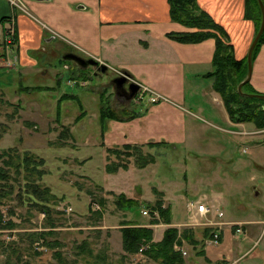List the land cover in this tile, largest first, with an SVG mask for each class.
Returning <instances> with one entry per match:
<instances>
[{
    "label": "rangeland",
    "instance_id": "rangeland-1",
    "mask_svg": "<svg viewBox=\"0 0 264 264\" xmlns=\"http://www.w3.org/2000/svg\"><path fill=\"white\" fill-rule=\"evenodd\" d=\"M13 19L14 25L10 23L11 18L0 24V61H4L0 69V153L13 152L15 163L20 164L18 170L17 166L5 162L8 156H0V166L7 164L10 177L6 185L0 179V188L9 190L0 202V264H163L145 252L147 241L139 243L138 252L124 249V223L151 228L155 242L163 239L167 229L177 228L182 243L175 246H182L188 252L187 257L183 256L185 264L206 262L205 246L212 245L214 227L191 223V211H196L197 203H202L198 199L208 193L205 186H191L199 171L208 174V179H215L214 182L220 181L218 174L226 175L223 167L236 171L228 174L238 186V193L224 190L231 196L223 197L226 218L240 205L264 208V133L249 130L264 128L256 127L253 121L243 122L245 127L241 130L246 133V141L234 143L232 151L230 144L235 135L222 132L228 135L230 144L224 142L226 149L218 151L234 159L222 164L220 161V165L208 158L198 169V161L190 157L189 148L166 142L131 143L137 145L132 155L118 157L108 152V148L117 147L121 151L125 144L106 143L103 136L108 131L100 117L101 103L108 119L113 118L112 112L117 114L115 119L120 117L126 121L134 117L135 112L131 113L134 106L125 107L110 86L117 70L108 66L102 72L95 65L82 66L61 56L51 63L49 59H42L39 52L36 62L21 60ZM6 37L14 42L5 46ZM244 60L248 70L247 58ZM48 64H53L52 71ZM243 90L250 92L247 86ZM153 98L151 101L155 102ZM241 100L245 101L244 97ZM235 107L241 106L235 103ZM249 107L262 109L264 105L254 102ZM202 122L208 123L206 119ZM219 124L227 127L222 121ZM27 154L36 161L44 159L38 166L45 171L41 177L23 167L22 159ZM122 162H127L128 168L120 166L114 173L107 171L108 163ZM28 182L49 188L54 196L38 197ZM252 185L257 186L258 194ZM121 194L137 200L138 204L118 206ZM161 198L166 213L161 216L158 209L159 216L145 215V209H152ZM183 230H192L196 242L183 237ZM222 242L221 235L220 244L214 245L216 253L224 250ZM222 255L226 257L224 252Z\"/></svg>",
    "mask_w": 264,
    "mask_h": 264
},
{
    "label": "crops",
    "instance_id": "crops-1",
    "mask_svg": "<svg viewBox=\"0 0 264 264\" xmlns=\"http://www.w3.org/2000/svg\"><path fill=\"white\" fill-rule=\"evenodd\" d=\"M21 2L25 10L12 7L9 0H0V24L16 12L15 42L21 60L36 62L35 56L39 52L42 59L52 63L60 56L67 59L68 53H77L106 63L117 70L116 74L128 73L131 81L140 84L137 96L142 91V99L133 98L123 104L129 109L134 106L131 111L135 112L134 117L126 121L120 117L106 119L105 131L108 133L103 136L106 143L183 145L192 153L190 157L198 161V169L208 158H213L218 165L220 161L221 164L233 161L232 156H226L225 151L220 155L218 150L226 149L224 142L230 144L229 134L235 135L231 140V151L235 149L234 143L246 141V133L241 130L245 123L232 122L222 96L215 88L216 75L212 73L216 71L213 64L216 39L181 41L177 34L196 28L172 19L169 0ZM198 4L227 30L236 59H246L258 31L257 17L262 19L261 8L259 16L255 2L251 3L255 12L247 13L248 0H198ZM3 63L0 61V69ZM48 66L52 71L53 64ZM246 86L254 93H264V42L253 53L252 78ZM156 94L160 98L152 102L151 97ZM102 108L101 103L100 110ZM204 119L208 121L206 125L202 122ZM219 121L227 127H221ZM234 126L239 128L235 130ZM222 132L228 134L227 137ZM223 168L226 175L218 174L220 181L214 182L215 179H208V174L199 171L191 186H205L208 193L198 200L220 206L224 211L223 197H231L224 190L232 189L238 193L239 188L228 174L236 171L229 170V166ZM214 171L217 172L216 168ZM185 178L189 183L187 174ZM253 190L256 193L257 186H253ZM214 215L215 221L224 222L221 246H224L222 252L226 257L221 251L216 253L213 244L207 243L204 256L210 264H264V208L240 205L228 218L226 211L222 217ZM233 225H241L243 231L234 233Z\"/></svg>",
    "mask_w": 264,
    "mask_h": 264
},
{
    "label": "trees",
    "instance_id": "trees-1",
    "mask_svg": "<svg viewBox=\"0 0 264 264\" xmlns=\"http://www.w3.org/2000/svg\"><path fill=\"white\" fill-rule=\"evenodd\" d=\"M255 2L258 8L259 16L261 15L258 0H248V14L250 12H255L254 5L251 3ZM170 3V15L172 19L183 23L186 26L196 28L194 31H187L181 34H177V37L184 42H200L208 37H214L216 39V51L214 54L213 64L216 67V71L212 73L216 75L215 88L222 96V99L228 109L230 118L233 123H243L253 121L259 128H264V108L256 109L249 107L254 102H263L264 99L256 97H249L241 95L238 91L237 86L242 81V78L247 74L246 61L236 59L234 55V47L231 43L230 35L223 25L219 24L210 13L203 10L198 4V0H169ZM250 3V4H249ZM6 20V18H4ZM259 25L261 23V16L257 17ZM264 42V33L257 44L256 49ZM247 85V84H246ZM244 86V88L246 87ZM250 93H254L250 91ZM244 97V100L241 98ZM248 100V101H247ZM238 103L241 107L240 109L234 108V104ZM105 108L101 109V119L106 121L108 118V113ZM111 117H117L115 112L111 113ZM80 118V117H79ZM152 144L154 142H151ZM155 144H159L158 142ZM137 145L131 143L124 145V150L121 148H108V152L115 153L118 157L120 156H131L133 148ZM16 150V149H15ZM124 154V155H121ZM0 156H8V160H5L8 165H15L18 167L19 164L14 161V154L9 153L8 150H4L0 153ZM140 156H143L141 154ZM23 167L29 168L28 173L36 172L38 176L45 174L44 169H39L38 166L44 163V159H36L32 155H24ZM145 165V164H144ZM122 166L128 168V163H111L107 164L108 172H116L118 168ZM0 179L8 184L9 182V172L7 170V164L0 166ZM30 183V182H28ZM31 184V185H30ZM29 186L32 188V192H35L38 197H42L44 194H48L50 197L54 194H50L49 188H40L37 183H30ZM36 184V185H35ZM9 190L5 188H0V202L1 199L8 195ZM118 206L124 208L131 207L132 205L138 204V201L127 197L125 194L119 195ZM1 205V203H0ZM152 209H159L161 216H163L167 209L163 205V199H158L153 205ZM1 212V211H0ZM47 213V210H44ZM101 215V213H99ZM1 216V213H0ZM125 226L122 227L123 238H124V249L127 252H138L140 247L138 246L141 241H147L148 249L145 251L148 255H152L158 261L163 264H185V259L181 250L175 248V243H182L180 237H178L177 228H169L166 230L164 237L161 241L155 242L152 240L153 230L148 227L134 225V223H124ZM183 237L187 238L191 243H195V239L192 236V230H183ZM48 244L57 245L55 242H48Z\"/></svg>",
    "mask_w": 264,
    "mask_h": 264
},
{
    "label": "built area",
    "instance_id": "built-area-1",
    "mask_svg": "<svg viewBox=\"0 0 264 264\" xmlns=\"http://www.w3.org/2000/svg\"><path fill=\"white\" fill-rule=\"evenodd\" d=\"M9 2L11 3L12 7L20 9V10H25V6L22 4L21 0H9ZM10 18H11L10 23H12V25H14V19L13 18H16L15 14L13 13L12 15H10ZM5 36H7V35H5ZM6 38H7L6 39L7 41L5 42L6 44L4 43L5 46L10 45L14 42L12 38H9V37H6ZM143 96H144V93L142 94V91H141L140 96H137V98L142 99ZM153 97H154L153 101L160 98L159 94H156ZM258 132L264 133V129H260V130L255 129V130L251 131V133H258ZM196 207H197L196 211H191V214H192L191 215V217H192L191 223H194V224L202 223V224H205L203 227H214V229L211 231L212 236H211L210 242L213 245H215L216 243L220 244V238L222 235L221 227L224 224V222L215 221L212 218V216H215L214 214H216V216L222 217L224 215V211L221 210V207L215 206V205H210L206 202H202L199 204L197 203ZM144 214L145 215L151 214L153 216H159V212L156 209H150V210L145 209ZM199 220H201V222ZM242 231H243V229L241 226L236 227L237 233H241ZM175 248L181 250L183 253V256L187 257L188 252L186 250H184L182 248V246H179L176 244ZM141 251H142V249H141ZM189 264H210V263L208 261H206V262H202V263L201 262H196V263L191 262Z\"/></svg>",
    "mask_w": 264,
    "mask_h": 264
},
{
    "label": "water",
    "instance_id": "water-1",
    "mask_svg": "<svg viewBox=\"0 0 264 264\" xmlns=\"http://www.w3.org/2000/svg\"><path fill=\"white\" fill-rule=\"evenodd\" d=\"M260 8H261V12H262V19H261V23L259 26V29L257 31V34L249 48L248 51V55H247V61H248V71L247 74L245 76V78L239 83L238 85V91L239 93L245 95V96H249V97H256V98H260V99H264V93H250V92H245L243 90L244 86L251 80L252 78V72H253V53L254 50L257 46V44L260 41L261 36L264 33V1L263 0H258ZM65 58L68 59H72L75 60L77 63H79L82 66H87L89 64L91 65H95L98 70H101L102 72H106L108 70V65L106 63L100 62L99 60L95 59V58H86L83 57L77 53H68L66 55ZM129 77H131L128 73H125V76L122 77H116L114 78L115 82H118L119 84H122L127 81V79H129ZM140 84H138L135 81H131V83L129 84V96L130 98H132L133 96H135L137 94V92L140 90ZM115 90L118 94L119 87H115ZM256 194H258V191L256 192Z\"/></svg>",
    "mask_w": 264,
    "mask_h": 264
},
{
    "label": "flooded vegetation",
    "instance_id": "flooded-vegetation-1",
    "mask_svg": "<svg viewBox=\"0 0 264 264\" xmlns=\"http://www.w3.org/2000/svg\"><path fill=\"white\" fill-rule=\"evenodd\" d=\"M122 76H125V72H121V74L115 76V78L116 77H122ZM130 83H131L130 79H127V81H125L123 83V85L119 84L118 82H115L114 79H112L110 82V84L113 86L114 90H115L116 85H117V87H119V89H121V90H119L118 94H117L116 90L114 93L116 94V97H118V99L122 100L124 103H129L134 98V96L132 98H130L129 93H128Z\"/></svg>",
    "mask_w": 264,
    "mask_h": 264
}]
</instances>
